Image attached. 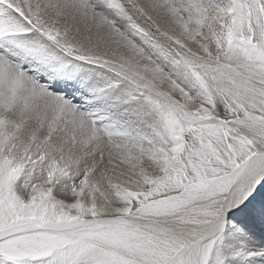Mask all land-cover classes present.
I'll return each mask as SVG.
<instances>
[{"label":"snow or ice","instance_id":"snow-or-ice-1","mask_svg":"<svg viewBox=\"0 0 264 264\" xmlns=\"http://www.w3.org/2000/svg\"><path fill=\"white\" fill-rule=\"evenodd\" d=\"M0 264H264V0H0Z\"/></svg>","mask_w":264,"mask_h":264}]
</instances>
